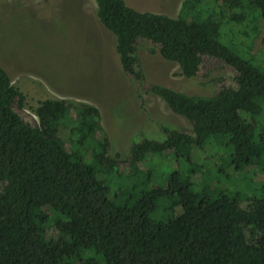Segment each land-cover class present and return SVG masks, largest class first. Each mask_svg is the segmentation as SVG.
Returning <instances> with one entry per match:
<instances>
[{
    "label": "trees",
    "instance_id": "16d2710c",
    "mask_svg": "<svg viewBox=\"0 0 264 264\" xmlns=\"http://www.w3.org/2000/svg\"><path fill=\"white\" fill-rule=\"evenodd\" d=\"M95 2L126 75L192 130L163 126L164 140L145 139L126 159L112 157L97 107L45 100L34 125L16 110L26 98L0 65V264H264V186L258 196L219 192L215 174L202 176L191 161L220 139L236 171L264 164V56L253 63L226 40L242 27L241 35L264 46V0H186L177 18L125 0ZM142 41L186 79L205 58L220 59L235 70V84L209 97L148 84L137 54ZM165 154L177 164L167 184L138 192ZM122 177L129 182L113 196L109 185ZM163 209L171 214L163 217Z\"/></svg>",
    "mask_w": 264,
    "mask_h": 264
},
{
    "label": "rangeland",
    "instance_id": "374dc122",
    "mask_svg": "<svg viewBox=\"0 0 264 264\" xmlns=\"http://www.w3.org/2000/svg\"><path fill=\"white\" fill-rule=\"evenodd\" d=\"M184 1L125 0L137 11L171 18L179 16ZM244 31L235 27L228 31L226 40L235 45L232 47L240 56L255 63L264 56V46L259 37L249 40L241 35ZM246 41L251 46L236 43ZM151 48L152 44L142 41L137 50L148 84L204 97L235 84V70L220 59L205 58L197 76L186 79L180 75L177 64L163 59L157 48L155 51ZM0 65L26 98L24 107L16 106V110L34 125L39 124L36 111L45 100H67L97 107L112 157L126 159L129 148L145 139L164 140L163 126L192 130L186 118L172 112L162 99L141 91L126 75L116 51V38L100 23L95 0H0ZM68 126L70 123L64 124L61 130L66 142ZM214 140L217 145L209 150L207 146L196 149L198 152L191 157L194 170L202 176L206 171L210 175L214 173L219 192L239 191L245 196H258L264 186V164L236 171L228 164L230 151L218 143L220 139ZM157 157L152 163V182L148 185L141 181L143 185L140 184L138 192L146 186L166 185L176 169L172 154ZM179 163L186 172V164L181 160ZM128 182L127 177L112 179L109 185L112 194L116 193L113 189H125ZM163 212V217L171 214L164 209Z\"/></svg>",
    "mask_w": 264,
    "mask_h": 264
}]
</instances>
